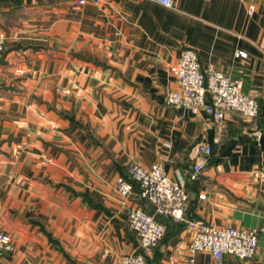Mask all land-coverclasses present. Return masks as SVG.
<instances>
[{
	"label": "crops",
	"instance_id": "0c3cea01",
	"mask_svg": "<svg viewBox=\"0 0 264 264\" xmlns=\"http://www.w3.org/2000/svg\"><path fill=\"white\" fill-rule=\"evenodd\" d=\"M172 1L0 0V232L14 245L0 264H119L137 246L128 209L150 206L115 180L156 161L188 200L181 222L159 217L145 264H187L193 221L259 229L253 258L198 251L193 264H264V3ZM185 48L240 79L258 116L167 105ZM199 141L212 154L192 179Z\"/></svg>",
	"mask_w": 264,
	"mask_h": 264
},
{
	"label": "built area",
	"instance_id": "2783aa9c",
	"mask_svg": "<svg viewBox=\"0 0 264 264\" xmlns=\"http://www.w3.org/2000/svg\"><path fill=\"white\" fill-rule=\"evenodd\" d=\"M172 8V0H150ZM251 1V0H245ZM264 3V0H261ZM83 3V0H77ZM249 8L252 10L253 5ZM5 35L0 31V51L5 44ZM264 51V49H263ZM235 56L246 57L247 53L237 50ZM22 72L21 70H18ZM169 72L176 79V88L165 95L167 105L174 108H186L192 113L205 111L215 122L221 123L226 111L234 112L248 119H255L259 114L257 97L242 91V81L232 78L227 73L216 69L203 72L197 53L191 48L180 52L177 60L169 65ZM197 159L191 166L190 177L193 179L204 168L212 149L209 143L199 141L195 144ZM130 179L117 176L116 191L123 197L133 192L135 181L139 186V196L154 206V213H149L140 205H132L127 212V221L137 236V246L129 254L121 256L119 264H145V255L162 238L165 226L155 218V214L182 220L188 194L181 179H170L163 170L160 161L148 167L132 162L128 165ZM199 194V198H204ZM191 238L186 247L187 264H193V255L205 251L219 260L224 254H231L239 259H251L258 249L257 228H237L232 226H212L200 222H190ZM14 245L8 234L0 232V257L4 252H12Z\"/></svg>",
	"mask_w": 264,
	"mask_h": 264
},
{
	"label": "trees",
	"instance_id": "16d2710c",
	"mask_svg": "<svg viewBox=\"0 0 264 264\" xmlns=\"http://www.w3.org/2000/svg\"><path fill=\"white\" fill-rule=\"evenodd\" d=\"M3 51V50H2ZM132 183H136L135 181H132ZM137 184V183H136ZM138 185V184H137ZM138 197L140 198V200L143 202V203H145V204H147L148 206H150V208L147 210V209H145L146 211H148L149 213H154V206L152 205V204H150L147 200H145V199H143V198H141L140 196H139V192H138ZM144 209V208H143ZM159 217H162V218H167V219H169V220H171V221H173V222H181L182 220H178V221H176V220H174L172 217H170V216H166V215H162V214H155V218L159 221V222H161V223H163L162 222V220H160L159 219ZM164 224V223H163ZM165 231H166V226H165ZM164 234H165V232H164ZM164 234H163V236H164ZM162 236V237H163Z\"/></svg>",
	"mask_w": 264,
	"mask_h": 264
},
{
	"label": "water",
	"instance_id": "95a60500",
	"mask_svg": "<svg viewBox=\"0 0 264 264\" xmlns=\"http://www.w3.org/2000/svg\"><path fill=\"white\" fill-rule=\"evenodd\" d=\"M263 118H264V113H263ZM260 141H261V144L264 146V129L262 131V134L260 136ZM233 144L231 143L228 147H227V150L225 153L229 152L230 149L232 148Z\"/></svg>",
	"mask_w": 264,
	"mask_h": 264
}]
</instances>
